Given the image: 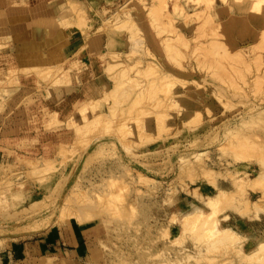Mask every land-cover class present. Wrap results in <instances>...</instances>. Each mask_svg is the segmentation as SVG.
<instances>
[{
	"label": "rangeland",
	"instance_id": "374dc122",
	"mask_svg": "<svg viewBox=\"0 0 264 264\" xmlns=\"http://www.w3.org/2000/svg\"><path fill=\"white\" fill-rule=\"evenodd\" d=\"M52 1L0 0V264L11 242L66 221L84 227L93 264H264V179L240 180L264 173V34L220 20H251V0H131L113 31L125 4ZM214 195L226 244L184 227Z\"/></svg>",
	"mask_w": 264,
	"mask_h": 264
},
{
	"label": "crops",
	"instance_id": "0c3cea01",
	"mask_svg": "<svg viewBox=\"0 0 264 264\" xmlns=\"http://www.w3.org/2000/svg\"><path fill=\"white\" fill-rule=\"evenodd\" d=\"M114 1L118 6L125 4V2H131V0ZM105 8L106 10L110 9V7ZM220 18L221 25L225 27V33L228 28L230 32L236 35L246 31L253 33L252 29L254 28L257 30V33L254 34L258 35L264 26L260 20H250L247 13H234L229 19L226 16ZM183 30L186 31L184 28ZM102 39L101 37V41L104 43L105 41ZM94 42L93 40L92 43L94 44ZM253 43L251 38H247L244 43L240 41L239 44L251 46ZM84 230L81 224L72 221H66L60 226H51L28 236V238L11 242L6 249L7 257L1 261H7L10 264H47V260L51 259L52 264H93L95 260L88 256L83 240Z\"/></svg>",
	"mask_w": 264,
	"mask_h": 264
},
{
	"label": "bare ground",
	"instance_id": "6f19581e",
	"mask_svg": "<svg viewBox=\"0 0 264 264\" xmlns=\"http://www.w3.org/2000/svg\"><path fill=\"white\" fill-rule=\"evenodd\" d=\"M202 1V0H201ZM200 0H199V2H201ZM205 1H207V0H205ZM204 1V2H205ZM213 1V0H212ZM211 1V2H212ZM223 1V0H222ZM233 1V0H232ZM235 1V0H234ZM237 1L238 0H236L235 1V3H236V5H238L239 3H241L240 2V0H239V3L237 4ZM245 1V0H244ZM255 1H258V4H261L260 6H258L257 5V2L256 3H254ZM68 2H69V5H76V3L74 4V2L75 1H73V0H68ZM195 2H197L198 3V1H195ZM203 2V3H204ZM210 2V1H209ZM231 2V1H230ZM242 2H243V0H242ZM245 2H248V1H245ZM126 4H128V5H126ZM202 4V3H201ZM207 4V3H206ZM241 4H243V6H245L244 5V2L243 3H241ZM240 4V5H241ZM249 4V3H248ZM78 5V4H77ZM247 5V4H246ZM123 6V5H122ZM125 8L124 9H122L121 11H117L116 13H113L114 15H115V18L114 19H112V20H110V18L109 17H107V20H109V29L111 30V31H113L118 25H119V21L120 20H122L121 18H119V15H121L122 13H124V12H126L127 14H125V16L127 17L126 18V20H130L131 21V19H132V13H133V10L130 8V6H129V2L128 3H125ZM248 7H249V9H247V11L251 14V18L252 19H254V20H260V21H262V23H263V25H264V0H251V2H250V5H247ZM76 7V6H75ZM118 7V6H117ZM238 7V6H237ZM247 7V8H248ZM121 8V7H120ZM115 9V8H114ZM151 9V8H150ZM208 9V8H207ZM206 9V10H207ZM108 10V9H107ZM154 10H156L155 8H154ZM153 10V12H155ZM151 11H152V9H151ZM150 11V12H151ZM202 11V10H201ZM204 11V10H203ZM198 12V11H197ZM206 12V11H205ZM149 13V12H148ZM193 13V12H192ZM191 13V14H192ZM200 13V12H199ZM199 13H197V14H199ZM76 14V13H75ZM186 14V13H185ZM184 14V15H185ZM87 15V14H86ZM147 15H149V14H147ZM151 15V14H150ZM152 15H153V13H152ZM155 15V14H154ZM190 15V14H189ZM202 15V14H201ZM155 17H157L156 15L155 16H153V19L155 18ZM200 17V16H199ZM80 18V20L81 21H83L82 22V24H81V26L82 25H84V27H88V26H90V24H88V23H85L86 21V19L84 20H82L81 19V16L79 17ZM78 18V19H79ZM90 18V17H89ZM149 18H150V16L148 17V21H149ZM152 18V17H151ZM150 18V19H151ZM158 18H159V16H158ZM157 18V19H158ZM152 19V20H153ZM242 19H244V18H242ZM133 20V19H132ZM155 20V19H154ZM154 20H153V22H154ZM78 21V20H77ZM151 21V20H150ZM149 21V22H150ZM158 21V20H157ZM205 21H206V19H205ZM123 22V21H122ZM133 23V22H132ZM155 23V22H154ZM154 23H150V24H153L154 25ZM158 23V22H157ZM160 23V22H159ZM158 23V25L157 26H159V25H161V24H159ZM205 23H207V22H205ZM78 24V23H77ZM134 24V23H133ZM163 24V23H162ZM79 26H80V24H78ZM156 25H154L155 27H157ZM197 25V24H196ZM99 26V25H98ZM83 27V28H84ZM199 27V26H198ZM198 27H197V29H198ZM158 28H160V27H157V29ZM201 28V27H200ZM203 28V27H202ZM82 29V28H81ZM116 29H118V28H116ZM119 29H123V28H119ZM164 29V28H163ZM172 29V28H171ZM170 29V30H171ZM175 29V28H174ZM83 30V29H82ZM125 31H126V28L124 29ZM159 30V29H158ZM166 30V29H165ZM164 30V31H165ZM169 30V29H168ZM170 30L169 31H167V32H170ZM194 30V29H193ZM192 30V31H193ZM127 31H128V29H127ZM252 31H253V33H257V30L256 29H252ZM174 32V31H173ZM85 33V32H84ZM114 33V32H113ZM127 33L128 32H126V35H125V32H122V36H123V38L126 40V37L128 38V40H129V38L131 37V35H130V31H129V36L127 35ZM160 33V32H159ZM203 33V32H202ZM260 33L263 35L264 34V31L262 30V31H260ZM178 35V39L179 40H182V39H184L185 40V38H184V34L181 32V33H178L177 34ZM176 35V36H177ZM203 35H204V33H203ZM202 35H200V37H201ZM164 37V36H163ZM170 37V36H169ZM187 37V36H186ZM200 37H198V38H200ZM203 37V36H202ZM260 37V36H259ZM108 38H109V36H108ZM132 38V37H131ZM196 38V37H195ZM137 39V38H136ZM176 39V38H175ZM264 39V38H263ZM139 40V37H138V39L136 40V41H138ZM140 40L142 41V39H141V37H140ZM138 41V44H139V42H140V44H141V41ZM108 41V40H107ZM111 41V39H109V41L108 42H110ZM136 41L135 42H133V40H132V43H136ZM177 41V40H176ZM264 41V40H263ZM1 42V41H0ZM183 42V41H182ZM186 42H188V40L186 41ZM218 42V41H217ZM261 42H262V40H261ZM260 42V43H261ZM111 43V42H110ZM131 43V44H132ZM185 43V42H184ZM216 43V42H215ZM2 44V43H1ZM133 44V45H134ZM138 45V46H141V45ZM167 44H169V43H167ZM202 44V43H201ZM263 44H264V42H263ZM110 45V44H109ZM170 45V44H169ZM169 45H166V47L165 48H167V46L168 47H170ZM185 45V44H184ZM203 45H204V43H203ZM135 46H137V45H135ZM183 46V45H182ZM186 46V45H185ZM219 46V45H218ZM173 47V46H172ZM214 47V46H213ZM249 47V46H248ZM138 48V47H137ZM141 48V47H140ZM176 48V47H175ZM218 48H223V47H218ZM224 48H226V47H224ZM242 48V47H241ZM169 50L171 49V48H168ZM168 49H166V51L168 50ZM134 50V49H133ZM168 50V51H169ZM212 50V49H211ZM210 49L209 50H207V51H211ZM222 50V49H221ZM228 50V49H227ZM116 51V50H115ZM213 51V50H212ZM136 52V51H135ZM149 52H150V54H152L151 53V51L149 50ZM236 52V51H235ZM125 54H126V56H127V54H128V52H124ZM169 53V52H168ZM172 53V52H171ZM183 53V52H182ZM194 53V52H193ZM228 53V52H227ZM229 53H231V51L229 52ZM228 53V54H229ZM234 53V52H233ZM174 54V53H173ZM208 54V53H207ZM225 54H226V51H225ZM237 54V53H236ZM258 54V53H257ZM110 55V54H109ZM153 55V54H152ZM177 55V54H176ZM197 55H199V54H197ZM196 55V56H197ZM204 55V54H203ZM209 55V54H208ZM218 55V54H217ZM230 55H232V54H230ZM235 55V54H234ZM242 55V54H241ZM260 55V54H259ZM111 56H112V54H111ZM169 56V58L171 57L169 54L167 55V57ZM173 56V55H172ZM196 56L194 55L193 57H195L196 58ZM229 56V55H228ZM256 56V55H255ZM113 57H114V55H113ZM112 57V58H113ZM115 57H116V55H115ZM230 57H233V56H230ZM239 58L241 57L240 55L238 56ZM238 57H234L235 59H239ZM172 58V57H171ZM170 58V59H171ZM184 58V57H183ZM243 58V57H242ZM254 58V57H253ZM197 59H198V57H197ZM255 59V58H254ZM173 60H175V59H173ZM213 60V59H212ZM241 61V60H240ZM244 61V60H243ZM243 61H241L242 63H244ZM204 62H205V60H204ZM237 62L239 63V60H237ZM259 62V61H258ZM215 63V62H214ZM213 63V64H214ZM241 63V64H242ZM245 63H247V62H245ZM254 63V62H253ZM118 64H120V63H118ZM248 64V63H247ZM114 65V64H113ZM112 65V66H113ZM116 65H117V63H116ZM179 65H180V63H179ZM215 66H216V64H214ZM242 66H244V64L242 65ZM246 67H247V65H245ZM259 66V65H258ZM257 66V67H258ZM37 67V66H36ZM42 67V66H41ZM44 67V66H43ZM48 67H51L50 65H48ZM47 67V68H48ZM55 67V66H54ZM114 67H115V65H114ZM45 68V67H44ZM44 68L42 69V70H44ZM215 68V67H214ZM249 68V67H248ZM36 70H37V73H38V71L41 73V69L40 70H38V67L37 68H35ZM49 69V68H48ZM53 69V68H52ZM52 69H50V71L52 70ZM128 69V67L126 68V69H121L122 71L121 72H123L124 70H125V72H126V70ZM13 70H15V69H13ZM29 70H31L30 68H29ZM55 70V69H54ZM32 71V70H31ZM47 71V70H46ZM136 71V70H135ZM146 71V70H145ZM18 72V71H17ZM20 72V71H19ZM26 72H29L28 70H26ZM125 72H123V73H125ZM128 72V71H127ZM11 73H12V70H11ZM15 73V72H14ZM35 73V72H34ZM43 73V72H42ZM47 73V72H46ZM56 73V72H55ZM28 74V73H27ZM45 73H43L42 75H44ZM47 74H51V72L50 73H47ZM126 74V73H125ZM9 75H10V72H9ZM51 75H53V74H51ZM128 75V74H127ZM164 76L161 78L160 77V80L162 79L163 80V83L165 84V86H170V83H171V81L172 80H174V76L171 74V73H169L168 71L166 72L165 71V73L163 74ZM36 76H40V74H37ZM45 76V75H44ZM43 76V77H44ZM129 76V75H128ZM153 76V75H152ZM13 77V76H12ZM47 77V76H46ZM46 77H44V79L46 78ZM176 77V76H175ZM7 78V81H10V79L8 78V77H5V79ZM177 78V77H176ZM261 78V77H260ZM9 79V80H8ZM49 79V78H48ZM145 79V78H144ZM147 79V78H146ZM259 79V78H258ZM12 80H13V78H12ZM11 80V81H12ZM162 80L160 81V84H161V82H162ZM177 80V79H176ZM183 80V79H182ZM14 81V84H16V82H15V79L13 80ZM118 81V80H117ZM177 81H181L180 79H178ZM116 82V81H115ZM114 82V83H115ZM13 83V82H12ZM163 83H162V85H163ZM182 84H184V82H182ZM151 87H153V86H151ZM12 88H14V86L12 87ZM5 91V93H6V89H4ZM11 93V92H10ZM10 95V94H9ZM126 95V94H125ZM8 97V96H7ZM219 101V100H218ZM120 102V101H119ZM221 102V101H220ZM115 103V102H114ZM119 104V103H118ZM97 105V104H96ZM94 108V107H93ZM112 109V108H111ZM92 111V110H91ZM102 114V116L104 117V114L105 113H101ZM101 114H99V115H101ZM110 114V113H109ZM257 118H256V120H260V119H264V107L260 110V111H258L257 112ZM92 116V115H91ZM94 116H96V114H94ZM102 116H99L100 118L102 117ZM110 117H111V115H110ZM92 118V117H91ZM100 118H99V120H100ZM251 118V117H250ZM260 118V119H259ZM97 119V118H96ZM104 119V118H103ZM108 119V118H107ZM112 120V117L111 118H109V120ZM253 119H255L254 117H253ZM253 119H252V121H253ZM82 120V119H81ZM98 120V119H97ZM102 120V119H101ZM106 120V119H105ZM108 120V121H109ZM110 120V121H111ZM125 120V119H124ZM89 121V120H88ZM90 121H91V119H90ZM107 121V120H106ZM123 122V121H122ZM240 123V122H239ZM86 124V123H85ZM89 124V123H88ZM82 125V124H81ZM79 126V125H78ZM227 135H228V137L230 138V136L232 135V137H233V131L231 130V129H228V131H227ZM235 136V135H234ZM228 140H230V139H228ZM230 142V141H229ZM127 145V144H126ZM224 145V144H223ZM241 146V145H240ZM196 155V157H195V160H193V161H191L192 163H198V162H200L199 160L200 159H198V157H197V154H195ZM199 155V154H198ZM180 159V158H179ZM181 160L184 162L185 160H187V159H184V158H181ZM188 161V160H187ZM190 161V160H189ZM195 161V162H194ZM186 162V161H185ZM201 163V162H200ZM259 174V173H258ZM212 177V176H211ZM144 178V177H143ZM143 178H139V180H138V178H137V180H138V182H140V181H144L145 179H143ZM210 178V177H209ZM262 179H264V173L263 172H261L258 176H256V177H254V178H248L247 176H245L244 178H240V180H242V182H244V183H246L247 184V182H256V181H258V180H262ZM213 180V179H212ZM211 180V181H212ZM211 181H209V182H211ZM214 181V180H213ZM214 183V182H213ZM109 184V183H108ZM114 184V183H113ZM215 184V183H214ZM213 184V185H214ZM112 185V184H111ZM110 185V187L109 188H111V190H113L115 187H114V185L113 186H111ZM245 185V184H244ZM263 185V184H262ZM241 186V185H240ZM259 186V185H258ZM108 187V186H107ZM112 187H114V188H112ZM123 189V188H122ZM109 190V189H108ZM115 190V189H114ZM113 190V191H114ZM117 190H118V188H117ZM121 191V190H120ZM107 192V191H106ZM117 191L115 190V192L114 193H116ZM119 192V191H118ZM109 193H112V195L114 194L113 192H109ZM237 194V193H236ZM109 195V194H108ZM111 195V194H110ZM112 195H111V197H112ZM115 195V194H114ZM121 196H122V194H120ZM262 196V195H261ZM120 197V196H119ZM209 197V196H208ZM214 197H216L215 195L213 196V198H212V202H210V205H209V207H210V209H209V211H208V213H207V216H204V211L202 210V209H200V208H196L195 209V213H192L193 215L192 216H189L190 218H188L189 220H186V222H185V226H184V224H183V226L186 228V225H189L190 224V227H193L192 229H194L195 230V228L196 227H199V228H201L204 232L206 231V230H208V232H209V234L211 235V236H209V237H213L215 240H216V238L218 237V239H217V242H218V240H219V243L220 242H223V244H226V242H228L229 240H231V238H233V237H235V234H234V236L233 237H230V234H229V232L228 231H230V229H231V227H229V226H226V225H222L221 223H220V217H221V219L223 218V219H227V217H228V214H224V215H220L219 214V212H220V210L222 209L223 210V208H221L220 210H219V206L217 205V203H214V201H216V200H213V199H215ZM113 198V197H112ZM117 198V197H116ZM121 198V197H120ZM106 200V199H105ZM208 200H210L209 198H208ZM108 201V200H107ZM109 201H111V200H109ZM116 201V200H115ZM255 201V200H254ZM112 203V202H111ZM254 204H255V202H253ZM258 203L256 202V205H257ZM260 204V203H259ZM113 205V204H112ZM111 205V206H112ZM246 205V204H245ZM264 206V205H263ZM258 207H260V206H258ZM245 209H246V206H245ZM256 209V208H255ZM254 209V210H255ZM221 210V211H222ZM239 210V209H238ZM241 210V209H240ZM253 210V209H252ZM260 210V209H259ZM258 210V211H259ZM246 211H248V210H246ZM257 211V210H256ZM185 218V217H184ZM184 223V222H183ZM183 227V228H184ZM199 228H197L198 230L197 231H200L199 230ZM186 230V229H185ZM196 231V230H195ZM232 231V230H231ZM235 231V230H234ZM193 232V231H192ZM202 232V231H201ZM204 232H202V233H204ZM207 232V233H208ZM224 232V233H223ZM202 233H199V235H197V236H199L200 237V234H202ZM223 233V234H222ZM236 233V232H235ZM193 234H195V232L193 233ZM205 234V233H204ZM204 234H202L203 235V237H204ZM217 234H218V236H217ZM214 235H216L215 237H214ZM219 235H220V237H219ZM238 235V234H237ZM231 236H232V234H231ZM196 237V236H195ZM196 238H198V237H196ZM211 238H208L207 237V239L209 240V239H211ZM213 238L211 239L212 241H213ZM195 239V238H194ZM201 239V238H200ZM199 238H198V242H203L204 244H205V242L207 241V242H210V241H208V240H204V238H203V240L201 241ZM200 240V241H199ZM233 240V239H232ZM236 240V239H235ZM214 242V241H213ZM213 242H212V244H213ZM216 242V243H217ZM233 242H234V240H233ZM236 243V242H235ZM264 243V241H262V244ZM198 244H201V246H203L204 244H202V243H198ZM214 244H215V242H214ZM213 244V246L211 245V242L209 243V249L211 248V246L212 247H216L217 249L219 248V246L217 247V244L216 245H214ZM222 244V243H221ZM260 244V243H259ZM258 244V245H259ZM220 245V244H219ZM233 245V244H232ZM236 245V244H235ZM261 245V244H260ZM201 246L199 245V247L201 248ZM206 246H207V244H206ZM205 246V247H206ZM198 247V246H197ZM198 247V248H199ZM204 247V246H203ZM208 247V246H207ZM214 247V248H215ZM239 247V246H238ZM215 248V249H216ZM212 250H214L213 248H211ZM210 249V250H211ZM216 249V250H217ZM199 251H200V249H198ZM203 250V249H202ZM210 250H209V252H210ZM259 250H263L262 252H264V249H259ZM206 251H207V249H206ZM208 252V251H207ZM240 252V251H239ZM255 252H256V250H255ZM252 252H250L249 254H248V256H250V254H251ZM252 255V257L250 256L249 257V259L251 260V258H259V257H261V256H256V254L254 255V253H252L251 254ZM262 257L261 258H263L264 257V254L262 253ZM244 256V255H243ZM247 256V255H246ZM248 258V257H247ZM249 259H246V260H248L249 261ZM257 259H255V261H257ZM260 259V258H259ZM259 259H258V262H259ZM264 259V258H263ZM261 261H263V260H261ZM262 263V262H261Z\"/></svg>",
	"mask_w": 264,
	"mask_h": 264
}]
</instances>
